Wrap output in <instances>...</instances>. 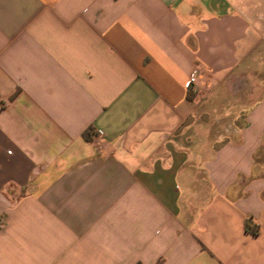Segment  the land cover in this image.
<instances>
[{
    "label": "crops",
    "instance_id": "crops-1",
    "mask_svg": "<svg viewBox=\"0 0 264 264\" xmlns=\"http://www.w3.org/2000/svg\"><path fill=\"white\" fill-rule=\"evenodd\" d=\"M261 70L240 0H0V264H264Z\"/></svg>",
    "mask_w": 264,
    "mask_h": 264
},
{
    "label": "rangeland",
    "instance_id": "rangeland-1",
    "mask_svg": "<svg viewBox=\"0 0 264 264\" xmlns=\"http://www.w3.org/2000/svg\"><path fill=\"white\" fill-rule=\"evenodd\" d=\"M242 3V7L244 8L245 12H252L254 17L257 18L259 28L261 32L264 35V0H240ZM258 80H260L261 85L264 86V70H261L259 73V77H257ZM263 82V83H262ZM257 83V80L254 82L243 83L240 80L233 81L229 83V87L231 89H244L245 91H249L250 87ZM246 85V86H245ZM192 96H196L195 93H197V90L190 92ZM250 93V92H249ZM196 99L200 102V98L197 96Z\"/></svg>",
    "mask_w": 264,
    "mask_h": 264
},
{
    "label": "trees",
    "instance_id": "trees-1",
    "mask_svg": "<svg viewBox=\"0 0 264 264\" xmlns=\"http://www.w3.org/2000/svg\"><path fill=\"white\" fill-rule=\"evenodd\" d=\"M187 97H189V99H191L193 96L191 95L190 91L188 92ZM85 139L87 141H89V137L87 135H85ZM245 231L247 232H251L252 234H256V230L251 228V221L250 220H246L245 222Z\"/></svg>",
    "mask_w": 264,
    "mask_h": 264
},
{
    "label": "built area",
    "instance_id": "built-area-1",
    "mask_svg": "<svg viewBox=\"0 0 264 264\" xmlns=\"http://www.w3.org/2000/svg\"><path fill=\"white\" fill-rule=\"evenodd\" d=\"M195 76H196V72H193L191 74V76L189 77L188 83H187V88L189 89L190 92L196 90L195 86H196V82H195ZM0 226H2V224L0 223Z\"/></svg>",
    "mask_w": 264,
    "mask_h": 264
}]
</instances>
